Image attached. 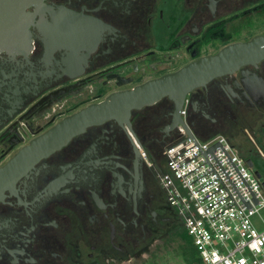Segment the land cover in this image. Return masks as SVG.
<instances>
[{"label": "flooded vegetation", "instance_id": "obj_1", "mask_svg": "<svg viewBox=\"0 0 264 264\" xmlns=\"http://www.w3.org/2000/svg\"><path fill=\"white\" fill-rule=\"evenodd\" d=\"M29 11L27 52L0 53V169L87 106L258 36L239 34L264 21V0H45ZM189 99L201 135L238 129L246 114L264 121V60ZM173 113L165 99L134 111L131 126H93L4 172L0 264H141L177 237L182 221L160 182L166 162L151 149L174 136L165 133Z\"/></svg>", "mask_w": 264, "mask_h": 264}, {"label": "built area", "instance_id": "obj_2", "mask_svg": "<svg viewBox=\"0 0 264 264\" xmlns=\"http://www.w3.org/2000/svg\"><path fill=\"white\" fill-rule=\"evenodd\" d=\"M189 106L188 97L181 117L191 128ZM173 135L163 153L166 171L160 175V182L169 204L177 212L198 252L200 263L264 264V231H260L254 223V218L264 209L263 181L258 179L247 160L225 136L218 135L201 141L194 133L195 141L203 152L221 142L259 200L256 206L252 200L254 197L223 149H216L214 154L245 201L252 205L253 208L248 209L213 154H209L207 160L182 125L178 126ZM143 155L152 165L147 154L143 152Z\"/></svg>", "mask_w": 264, "mask_h": 264}, {"label": "water", "instance_id": "obj_3", "mask_svg": "<svg viewBox=\"0 0 264 264\" xmlns=\"http://www.w3.org/2000/svg\"><path fill=\"white\" fill-rule=\"evenodd\" d=\"M44 1L45 0H0V53L16 55L27 52L30 46V29L34 24V17L36 15L30 13L29 9L34 7L38 13L43 11ZM263 60L264 35H258L247 42L228 45L217 54L200 58L174 73L150 80L132 89L114 93L102 102L89 105L83 110L64 118L55 127L34 139L29 146L24 148L19 155L8 164L7 167L0 169V176L9 169L12 170L16 166H20L22 163L31 164L49 157L51 154L66 146L74 137L84 133L88 128L93 126L101 125L112 120L127 123L131 126L130 120L134 111L155 106L165 99L171 101L174 105L173 121L171 125L165 129V133L169 135L175 132L179 125H182L189 138L195 141L192 125L190 124V128L181 117V111L186 99L195 90L208 86L214 80L233 74L246 66L257 65ZM195 143L196 146L199 147L196 141ZM219 147L223 149L251 192L254 197L252 200L257 206L259 200L221 142L217 143L206 152H203L200 147L199 149L206 159L209 154H213L246 207L252 209L253 207L250 202L245 201L239 189L214 154ZM208 163L210 164L209 161ZM247 164L255 171V164L252 160H248ZM213 171L216 173L214 168ZM255 174L258 179L263 181L264 187L262 174L259 171H255ZM224 188H226L225 185ZM229 197L232 196L230 195Z\"/></svg>", "mask_w": 264, "mask_h": 264}, {"label": "rangeland", "instance_id": "obj_4", "mask_svg": "<svg viewBox=\"0 0 264 264\" xmlns=\"http://www.w3.org/2000/svg\"><path fill=\"white\" fill-rule=\"evenodd\" d=\"M256 26H257L256 28L250 30L247 29L246 32L239 34V37L241 36L240 39H245L255 34L264 35V21L258 19V21H256ZM243 118H244L243 126L239 127L238 129H235V132H233V129L221 130L219 131L218 135L225 136L231 143L239 146L240 149L241 147L244 148L245 150L248 149L252 150L253 148L255 149L257 148L256 150H258V155L264 161V153L260 150V148L257 147L256 137L254 136V132L255 133L261 132V129L263 128L264 125V121H262V119L259 118L257 115H253V114H246L244 115ZM230 132H233L234 134L228 135L227 133ZM231 136H234V139L230 138ZM173 137H171V139L168 140V142L166 143L167 145L165 144L166 146H168V143L170 142V140L173 139ZM198 137L201 141H205L208 136L201 135ZM254 223L260 231H264V209L260 212L258 216L254 218ZM176 224L179 227L181 226L180 231L178 232L180 235L177 234L178 239L177 237L172 238L171 236L165 237L162 242L163 244H161V246H158L157 248H154L152 251V255L147 254L145 259L141 262V264H197L198 252L195 249V247L191 245L192 243L188 247L184 245V248L183 245L181 244V240H183V236L188 237L191 242L187 230L183 226L182 222H178Z\"/></svg>", "mask_w": 264, "mask_h": 264}, {"label": "trees", "instance_id": "obj_5", "mask_svg": "<svg viewBox=\"0 0 264 264\" xmlns=\"http://www.w3.org/2000/svg\"><path fill=\"white\" fill-rule=\"evenodd\" d=\"M173 105V104H172ZM193 129V127H192ZM194 133L196 134V136H201V134L196 130V129H193ZM221 131V130H220ZM233 132H235V130H233ZM233 132H230V133H227L228 135H233L234 133ZM219 134V131L215 132L214 134H211L210 136L207 137L206 140L208 139H211L213 138V136H216ZM254 136L256 137V145L258 148H260V150L264 153V130H261L260 133H255L254 132ZM199 138V137H198ZM230 138L234 139V136H231ZM172 141V140H171ZM170 141V142H171ZM233 144V143H232ZM238 150H240L239 152H241V156L246 159L247 161L248 160H252L255 164V171H259L262 176H263V180H264V161L263 159L258 155V150H256L255 148H253L252 150L251 149H248V150H245L244 148L237 146L235 144H233ZM164 146H158V148H156L155 146H153L151 149H152V152H154V155L152 156V158L157 161L159 164H162V163H165L164 160V150H165V147L163 148ZM242 150V151H241ZM246 152H244V151ZM158 155V156H157ZM180 222V221H178ZM182 225V224H181ZM181 227V226H180ZM180 227L178 225H176V231H177V234H179L178 232L180 231ZM176 234V236H177ZM180 235V234H179ZM178 239V237H177ZM192 243V241L190 242L189 238L186 237V236H183V240H181V244L183 245V248H184V245H186V247H188L190 244ZM193 245V243L191 244ZM197 264H201L200 263V259H199V256L197 258Z\"/></svg>", "mask_w": 264, "mask_h": 264}]
</instances>
